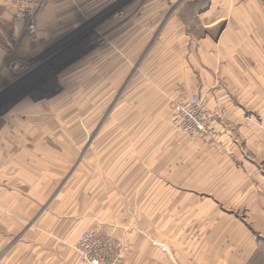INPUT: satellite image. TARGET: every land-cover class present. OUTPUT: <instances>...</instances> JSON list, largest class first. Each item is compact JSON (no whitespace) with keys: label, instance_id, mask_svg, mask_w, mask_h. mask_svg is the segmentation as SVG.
Masks as SVG:
<instances>
[{"label":"crops","instance_id":"obj_1","mask_svg":"<svg viewBox=\"0 0 264 264\" xmlns=\"http://www.w3.org/2000/svg\"><path fill=\"white\" fill-rule=\"evenodd\" d=\"M94 1L52 0L38 17L37 34L23 39L18 49L32 53L42 42L65 39L86 22L65 3ZM101 1L110 4L101 8L102 16L124 0ZM221 2V17L205 26L226 20L225 27L181 42L183 59L172 80L177 84L163 93V60L159 57L155 68L152 50H146L151 2L138 17L127 12V21L107 24L111 45L96 44L85 57L65 64L52 79L58 84L52 90L45 85L51 69L17 77L2 65L17 23L8 1L0 0V94L13 83L19 86L12 90L23 92L0 111V264H88L72 245L98 222L125 241L126 264H264V237L257 240L249 228L240 227L237 235L218 229L241 225L223 209L236 200V209L245 207L264 236V0ZM77 69L78 92L71 88ZM184 83L221 113L224 126H230L228 119L239 123L232 154L191 143L193 168L186 170L181 138L169 122L170 98L184 90ZM4 96L0 105L7 102ZM74 101L82 109L94 108L97 121L101 118L95 170L88 127L72 126ZM105 112L120 121L121 130L115 150L106 152L100 137L118 126H103ZM247 113L261 117L263 126L245 119ZM205 163L213 169L206 170ZM165 178L179 179V186L177 181L165 186Z\"/></svg>","mask_w":264,"mask_h":264},{"label":"rangeland","instance_id":"obj_2","mask_svg":"<svg viewBox=\"0 0 264 264\" xmlns=\"http://www.w3.org/2000/svg\"><path fill=\"white\" fill-rule=\"evenodd\" d=\"M148 2H151V6H152V31H151L152 33H151V42L147 46L146 50L147 51L149 49L152 50L153 60L150 64L151 65L155 64V68L157 67V62L160 61L159 57H161V59L163 60L162 63L163 93L167 92V89L169 87L177 84L175 81L172 82V80H175V77L177 76L176 63L183 59L182 52L181 50H179V48H181V45L183 44L181 42L189 39L191 40V38L193 37L196 39L205 38L207 37V35H211V33L216 32L217 30L219 31V29L221 31L225 27L224 23H226V20H224L223 22L220 21L214 26H205L206 24H209L211 21H215V18L218 20L219 17H221V12H223V2H221V0H129V1L124 0L121 3L113 4V6H109L108 9H104L105 13L102 16L101 14L103 12L101 11L102 10L101 8H105L106 5H110L109 3L107 4V1L102 2L101 0H95L94 2H83V3L75 2L71 4L65 3L67 8L70 9L71 7L72 11L76 13L75 15H79L78 17L80 16L83 17V20L86 21L83 24V26L71 31V33L68 34L65 37V39L63 38L58 41L56 40L53 44H50L49 41H47V43L42 42L40 49L35 52L33 51L32 53L30 51L21 52V50H19L18 48L22 43L23 39L27 37L35 36L37 34L36 33L37 31L35 33H23L21 36H18L17 38H14L12 40L13 43L11 44V46H9V49L7 51V54L4 58V62L2 63V65L9 67L10 70L16 72L17 77L22 76V70L20 66L23 63L29 65V68L31 69L29 73L35 72L36 75L44 73L47 69L48 70L51 69L49 74H47L48 83L46 82L45 85L48 84L49 87L52 88V90H56L58 84L55 80L52 81V79H54L55 76L58 75V72L60 71V69H62V67L65 64L81 56H84V54L86 52H89L91 48H95L96 44H99L100 46L111 45L112 42L111 39L109 38L111 35L110 33L111 31L109 30L107 33V30L105 31L104 27L107 24H110L113 20L120 22L127 21L128 20L127 12H130V15L135 14V16L138 17L141 10H143L144 5H146ZM128 7L130 11L127 9ZM184 54H185L184 57L186 58V53L184 52ZM12 62L18 63V67L16 69H12L10 67ZM148 62H150V60ZM78 70L79 69L73 71L72 72L73 76L71 75L73 79V82L71 83V88L73 89V91L77 90V92L81 89L80 82L78 79V72H79ZM135 70L136 72L139 70V62H137L135 66ZM50 77L51 80L49 82ZM24 83L25 81L22 84ZM42 85L44 84L42 83ZM189 85L190 84L188 83H184V90L183 91L180 90V92L178 93L179 95L177 94L175 95L176 97L174 96L173 98L172 97L170 98L171 109L174 108L175 104L179 101L178 100L179 98L182 97L185 98L184 100H186L189 99L191 95H193L194 93H197L194 92L193 94H191L192 91L189 90ZM17 86L19 85L16 84L15 86V84L13 83V85H11V88L6 89L5 93L0 94V101L1 99H3L2 97L4 96V94H7L8 96L7 102L0 105V111L6 108L7 105H9V103H13L15 99L19 98L22 95L23 92L14 91ZM178 86H180L179 83ZM92 88H94V84L93 85L88 84V89L91 90ZM83 89L86 90L84 87ZM207 95L205 97L208 101L210 100V98ZM184 100H180V101H184ZM93 110L94 108L91 107H88L86 110L85 108L82 109L80 107V104H77L76 106L74 101L73 115L71 122H72V126L88 127V131H85V133L86 134L88 133L87 134L88 149H90L89 150L90 153L93 154L92 169L95 170L96 169L95 150L97 147L96 126H101L102 123L100 117H99L100 119H98L97 121V116L95 114V111ZM86 111H88L87 114L82 115V112L85 113ZM109 114L108 112L107 113L105 112L103 119V121H105V124L103 126H118L120 121L118 119H114L111 121V117ZM173 114L172 115L170 114V119H169L171 125L170 127L173 130V132H175V134L181 138V142L183 146L182 147L183 165L185 170L187 168L188 169L193 168L194 161L192 159L193 157H191V152L189 149L191 143L197 144L199 146L208 144L211 148L218 150L222 154H228V155L232 154V146L236 141H238V137H239L237 134L238 125H239L237 120L228 119V121H230L231 123L230 126H225L227 127L226 128L227 132L224 133V137L202 140L198 138H191L188 135H185L179 129H177V127L173 123V118H172ZM244 117L249 121L252 120V122L254 121L258 125L263 126L261 117L259 116L255 118L250 113H247L244 115ZM59 123L60 122L57 120L56 125L59 126ZM228 128L230 129L229 134H228L229 131ZM103 134H104L103 137L101 136L100 139L103 141V144H105V146L106 145L108 146L107 148L105 147V152L107 151L108 148L111 150L112 147L115 150V142L119 139V134H121V130L119 126L115 127V130L109 127L107 131H105ZM243 145L244 144H241L240 149L246 155L248 154L247 148L245 146L243 147ZM173 151L174 148H171L170 146L169 154L173 153ZM179 154H181V147H179L177 151L178 162H179ZM203 166L205 167L206 170L213 169V167H211L207 163L203 164ZM103 168L104 169L107 168L106 164H103ZM171 169H172V165L168 164L167 170L170 171ZM176 181L178 185L176 184ZM179 181H180L179 179L173 180L170 178H165L163 179V184L165 186L166 185L179 186ZM257 184L258 183H256V185ZM216 186L219 187L218 184H216ZM202 194L210 197L213 196V194H207L205 192H203ZM249 202L250 200L247 199L246 204H249ZM225 207L226 208L223 209L229 215H231L233 220H236L237 218L241 220L242 223L238 228L236 223L234 225L236 229L231 225L218 229L228 230L230 228L232 229L234 235H237L236 231L240 227L246 229L249 228L251 233L249 232L248 234L251 236L257 235L256 237L257 240L262 239L264 237L262 236L260 231L256 230L253 227V222L250 221L249 219L250 215L249 212L246 210V208L244 207L243 210H241V208H239V210L236 209L238 208V201L231 200V202H229V204ZM132 224L133 226L138 225V221L134 217L132 219ZM97 226H101L102 228L106 229L113 237L119 240V242L122 244L124 249V264H126L127 246L125 241L119 239L108 227L105 226L103 222H98L94 224L91 228L84 230L83 232L90 231L93 228H96ZM137 230H139V227H137ZM78 239L72 245L75 251L77 250L75 249L74 246L77 243ZM80 256L82 262L87 263L83 259L81 254Z\"/></svg>","mask_w":264,"mask_h":264},{"label":"built area","instance_id":"obj_3","mask_svg":"<svg viewBox=\"0 0 264 264\" xmlns=\"http://www.w3.org/2000/svg\"><path fill=\"white\" fill-rule=\"evenodd\" d=\"M7 1L14 10L17 23L15 38L23 33H35L38 29L39 15L52 2V0ZM10 67L16 69L18 63L12 62ZM20 68L22 76L31 70L26 63ZM174 108L173 123L185 135L202 140L224 137L222 132L226 127L221 120V113L208 108L200 94L194 93L189 99L178 101ZM74 247L88 264H124L122 244L101 226L83 232Z\"/></svg>","mask_w":264,"mask_h":264},{"label":"flooded vegetation","instance_id":"obj_4","mask_svg":"<svg viewBox=\"0 0 264 264\" xmlns=\"http://www.w3.org/2000/svg\"><path fill=\"white\" fill-rule=\"evenodd\" d=\"M29 73L25 74V75H28ZM24 76V75H23Z\"/></svg>","mask_w":264,"mask_h":264},{"label":"bare ground","instance_id":"obj_5","mask_svg":"<svg viewBox=\"0 0 264 264\" xmlns=\"http://www.w3.org/2000/svg\"><path fill=\"white\" fill-rule=\"evenodd\" d=\"M21 73V72H20Z\"/></svg>","mask_w":264,"mask_h":264}]
</instances>
